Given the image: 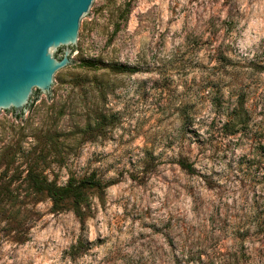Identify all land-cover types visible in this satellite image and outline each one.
<instances>
[{
    "label": "rangeland",
    "instance_id": "1",
    "mask_svg": "<svg viewBox=\"0 0 264 264\" xmlns=\"http://www.w3.org/2000/svg\"><path fill=\"white\" fill-rule=\"evenodd\" d=\"M53 56L51 88L0 111V264H264V157L198 133L224 56L225 96L264 98V0H99ZM30 166L101 185L54 206Z\"/></svg>",
    "mask_w": 264,
    "mask_h": 264
},
{
    "label": "water",
    "instance_id": "2",
    "mask_svg": "<svg viewBox=\"0 0 264 264\" xmlns=\"http://www.w3.org/2000/svg\"><path fill=\"white\" fill-rule=\"evenodd\" d=\"M99 0H0V111L50 89L64 60L53 53L83 35Z\"/></svg>",
    "mask_w": 264,
    "mask_h": 264
},
{
    "label": "trees",
    "instance_id": "3",
    "mask_svg": "<svg viewBox=\"0 0 264 264\" xmlns=\"http://www.w3.org/2000/svg\"><path fill=\"white\" fill-rule=\"evenodd\" d=\"M224 58H226L224 56ZM221 58L219 64L213 66V85H206L209 90L208 103L210 107L209 114L205 116L199 126L203 129L198 130L201 135V149L203 153L211 152V155L221 154V149L225 141H250L254 157L262 159L264 157V98L260 101H250V99L241 92L230 90V95L225 96V89L228 85L224 84L228 75L226 64L222 63ZM94 65V64H92ZM94 67H97L96 64ZM112 70L118 73L136 72V67H128L120 64L110 66ZM16 118L21 114L15 113V109H9ZM212 114V116H211ZM257 117H261L256 120ZM262 136H258L257 134ZM256 159L253 158V162ZM260 162V160H256ZM181 168L189 173H194L195 163L188 156H181L178 161ZM26 183L32 187L38 194V199H43V194L50 198L54 206L61 205L67 200H71L75 207L88 205L86 200L84 187L97 186L100 182L93 178H83L79 181L70 179L67 184L60 185L50 180L43 172L36 167L28 168Z\"/></svg>",
    "mask_w": 264,
    "mask_h": 264
}]
</instances>
